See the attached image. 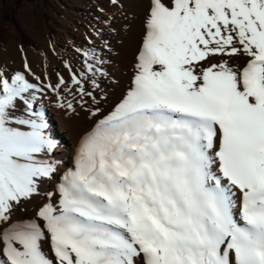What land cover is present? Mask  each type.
I'll list each match as a JSON object with an SVG mask.
<instances>
[{
	"label": "snow or ice",
	"instance_id": "obj_1",
	"mask_svg": "<svg viewBox=\"0 0 264 264\" xmlns=\"http://www.w3.org/2000/svg\"><path fill=\"white\" fill-rule=\"evenodd\" d=\"M147 3L126 91L31 214L60 141L0 71V264H264V0Z\"/></svg>",
	"mask_w": 264,
	"mask_h": 264
},
{
	"label": "rangeland",
	"instance_id": "obj_2",
	"mask_svg": "<svg viewBox=\"0 0 264 264\" xmlns=\"http://www.w3.org/2000/svg\"><path fill=\"white\" fill-rule=\"evenodd\" d=\"M147 7L146 0H0V71L26 74L43 89L37 97L63 78L60 91L75 105L96 107L121 48L141 41ZM73 76L92 96H81Z\"/></svg>",
	"mask_w": 264,
	"mask_h": 264
},
{
	"label": "bare ground",
	"instance_id": "obj_3",
	"mask_svg": "<svg viewBox=\"0 0 264 264\" xmlns=\"http://www.w3.org/2000/svg\"><path fill=\"white\" fill-rule=\"evenodd\" d=\"M140 43L141 41L135 47L125 43V46L121 48L123 51L121 50V54L117 56L115 63L109 67V79L102 83L98 92L99 103L96 107L86 109L83 103L75 105L73 99L66 96V91L63 92L59 90V96L64 98V102L71 101L75 108L74 113L65 115L66 110L58 107L61 101L56 92L53 91L50 96L44 94L38 97L37 108L43 110L50 119L54 127L56 138L60 141V145L55 150L54 156V159L58 162L60 171L51 179H46L40 184L41 196L36 195L37 198H32L31 204L22 205L24 211L21 213L20 210H18V215L34 213L36 205L46 199L47 193H55V185L61 182L64 172L74 167L75 148L78 136L81 132L93 126L95 121L100 118L101 114H107L126 91L133 75L135 56ZM213 59L216 60L219 59V57ZM44 66L47 67L46 64H44ZM96 68L97 70L99 69L98 66H96ZM47 69L50 70L51 67ZM96 108L100 109V113L93 117L91 111ZM44 247L46 251L49 250L47 242H45Z\"/></svg>",
	"mask_w": 264,
	"mask_h": 264
}]
</instances>
